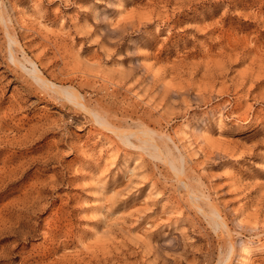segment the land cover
Returning <instances> with one entry per match:
<instances>
[{"label":"rangeland","instance_id":"rangeland-1","mask_svg":"<svg viewBox=\"0 0 264 264\" xmlns=\"http://www.w3.org/2000/svg\"><path fill=\"white\" fill-rule=\"evenodd\" d=\"M2 5L54 81L169 134L232 225L230 264H264V0ZM7 41L0 25V264H216L229 241L171 168L44 91Z\"/></svg>","mask_w":264,"mask_h":264},{"label":"bare ground","instance_id":"bare-ground-1","mask_svg":"<svg viewBox=\"0 0 264 264\" xmlns=\"http://www.w3.org/2000/svg\"><path fill=\"white\" fill-rule=\"evenodd\" d=\"M4 11L2 0H0V25L3 27L8 39L9 61L21 69L24 74L44 91L58 94L61 98L67 99L68 102L79 108V110L86 112L100 129L112 133L124 145L144 152L154 160L168 165L180 184L187 190L193 206L205 217L209 225L219 236L220 232H222L229 241L228 250H221L216 264H230L236 248L235 233L231 227L232 225H229L226 217L223 215L224 212L222 213L221 208L219 209L214 204L207 192L195 187L194 183H191L186 172L185 157L181 154L180 156H176L173 153V148L170 146V143L175 145L174 139L169 134L158 132L145 122L139 121L137 123L134 122L136 125L126 124L124 127L118 126L109 118L106 112L101 109L92 108L77 87L70 84H59L54 81V79L45 73L41 63L28 53L26 47L20 42L19 37L13 33L9 24L11 20L7 18ZM174 148L178 149L176 145Z\"/></svg>","mask_w":264,"mask_h":264}]
</instances>
